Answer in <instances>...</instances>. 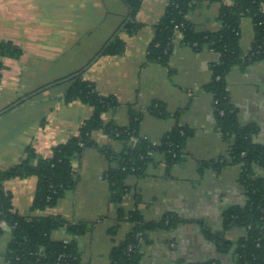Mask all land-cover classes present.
Wrapping results in <instances>:
<instances>
[{"label": "crops", "instance_id": "crops-1", "mask_svg": "<svg viewBox=\"0 0 264 264\" xmlns=\"http://www.w3.org/2000/svg\"><path fill=\"white\" fill-rule=\"evenodd\" d=\"M219 2L204 0L189 13L188 21L197 31L219 29ZM166 7V0H143L136 17L141 27L130 36L124 31L130 19L123 0H0V42L19 50L18 57L1 59L0 111L15 107L0 114V170L20 163L28 147L39 157H50L55 146L67 142L92 117V107L63 101L72 84L66 80L84 69L85 79L101 95L118 101V106L103 116L105 122L126 127L132 110L142 113L140 135L153 143L177 125L193 131L184 147L183 161L170 173L164 155L155 153L146 176L126 181L130 189L122 202L126 214L137 211L146 223L158 222L166 215L180 221L171 231L147 232L140 247L141 264H237L236 250L246 229H226L224 212L248 204L239 181L242 167L200 172L203 163L228 158L232 146L218 128L213 94L205 89L212 81V66L219 55L183 46L178 36L167 65L148 61V47ZM118 36L125 43L123 54L103 55ZM253 40L252 20L244 18L240 40L244 51L251 48ZM227 90L239 125L255 129L254 142L264 146V63L234 67L227 77ZM154 102L164 103L170 117L147 113L146 108ZM93 137L100 148L122 150L121 144L102 132ZM110 166L100 149L86 150L75 163L76 187L56 207L35 213L60 215L73 225H92L78 239L84 264H111L112 251L133 227L127 220L118 221L117 207L109 202L104 174ZM255 174L264 179V168L256 166ZM5 187L13 194L14 210L32 215L37 178L14 179ZM4 231L0 264H7L4 254L11 239L8 226ZM207 232L230 246L222 250Z\"/></svg>", "mask_w": 264, "mask_h": 264}, {"label": "trees", "instance_id": "trees-1", "mask_svg": "<svg viewBox=\"0 0 264 264\" xmlns=\"http://www.w3.org/2000/svg\"><path fill=\"white\" fill-rule=\"evenodd\" d=\"M129 8L124 31L133 35L140 29L136 17L143 0H123ZM165 14L156 26L154 39L148 47V61L167 65L178 36L183 46L200 52L208 49L219 55L212 66V81L206 90L214 97V114L220 132L232 142L229 157L218 162L203 163L200 172L207 169L220 170L226 166L241 165L240 184L246 192L248 204L245 207H231L224 212L225 228L243 227L246 236L237 247V264H264V179L257 177L255 167L264 168V146L254 142L255 129L239 125L237 110L231 104L227 90V77L234 67L247 68L255 63H264V0H231L221 3L217 31H197L188 21L189 13L199 7L204 0H166ZM244 18L252 20L254 40L251 48L244 51L240 44L241 24ZM125 43L116 37L105 49L103 55L123 54ZM19 50L8 42H0V85L4 64L2 58L18 57ZM71 86L63 96L66 104L81 102L93 108V115L86 120L67 142L55 146L50 157H39L35 149L28 147L24 159L7 169L0 170V238L4 235L5 223L11 230V239L4 254L7 264H84L81 260L78 239L86 234L92 225L70 224L60 215H35L54 208L72 191L78 182L75 163L88 149H100L108 158L110 168L104 179L109 186V202L117 207L118 221L127 220L132 224L127 238L120 243L111 255V264H141V243L147 232L156 229L171 231L180 223L173 215H166L158 222L146 223L139 212L126 214L122 202L130 193L126 181L129 177L143 178L153 155H164L167 173L183 161V150L193 131L177 125L158 143H153L140 135L142 113L131 111L130 124L120 127L114 122H105L103 116L118 106L112 96L101 95L95 85L84 77V69L73 74L68 80ZM12 105L0 114L12 110ZM154 117H170L166 105L154 102L146 108ZM177 117V116H176ZM102 132L122 145L117 152L114 148H100L93 134ZM37 178V188L30 216L14 210L13 194L6 189V183L14 179ZM117 227L114 228L116 230ZM65 231L62 238L56 233ZM222 250L230 246L223 238H214ZM217 264V263H215Z\"/></svg>", "mask_w": 264, "mask_h": 264}, {"label": "built area", "instance_id": "built-area-1", "mask_svg": "<svg viewBox=\"0 0 264 264\" xmlns=\"http://www.w3.org/2000/svg\"><path fill=\"white\" fill-rule=\"evenodd\" d=\"M3 227H6L7 225L5 223L2 224Z\"/></svg>", "mask_w": 264, "mask_h": 264}]
</instances>
